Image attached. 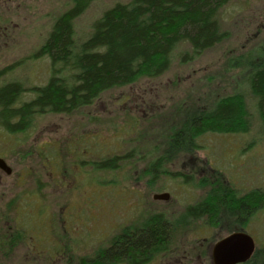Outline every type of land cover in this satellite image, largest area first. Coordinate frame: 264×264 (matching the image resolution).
I'll list each match as a JSON object with an SVG mask.
<instances>
[{
  "label": "rangeland",
  "instance_id": "374dc122",
  "mask_svg": "<svg viewBox=\"0 0 264 264\" xmlns=\"http://www.w3.org/2000/svg\"><path fill=\"white\" fill-rule=\"evenodd\" d=\"M128 1L89 0L74 21L77 37L88 36L105 10ZM71 6L72 0H14L3 6L0 85L19 81L31 89L48 81L50 60L35 54L55 19ZM219 18L227 38L192 61L180 60L179 53L185 50L182 48L166 73L158 77L143 75L131 85L104 93L92 106L74 114L44 115L22 134H10L0 127V156L14 171L7 198L24 195L23 247L10 249L9 254H29L30 231L36 228L34 233L39 235L48 229L46 216L31 212L40 203L30 197L35 191L50 210L57 212V245L86 242L81 253L90 259L125 228L137 226L153 215L173 222L188 205L213 199L215 190L225 188L239 194L264 190V130L251 103L248 133H208L198 140L200 148L166 153L164 134L168 126L162 121L178 119V123L182 110L207 108L216 99L233 93L235 87L247 91V86L241 85L247 71L240 72V65L233 62L264 45V0L231 1L220 10ZM30 89L23 95L24 101L33 99ZM85 133L92 141L88 135L82 137L80 143L85 145L81 148L76 140ZM71 142H76V149L72 148L70 156H63ZM51 149L60 151L59 162L64 169L56 172L50 167L53 162H48L46 155ZM113 156L124 159L115 170L96 167V162ZM160 158L161 164L157 165ZM151 167H157L156 175L151 173ZM51 171L57 186L50 179ZM20 172L24 181L18 187ZM163 192L170 193L169 200L153 198ZM13 209L16 213V207ZM235 220L223 213L216 219L207 216L172 230L170 243L158 250L148 264H213L209 246L238 231L235 229L252 235L256 248L264 250V209L249 218L244 229L237 228ZM76 247L78 253V244ZM185 251L192 252L188 259L184 258ZM13 264L34 263L24 260Z\"/></svg>",
  "mask_w": 264,
  "mask_h": 264
},
{
  "label": "trees",
  "instance_id": "16d2710c",
  "mask_svg": "<svg viewBox=\"0 0 264 264\" xmlns=\"http://www.w3.org/2000/svg\"><path fill=\"white\" fill-rule=\"evenodd\" d=\"M88 1L72 0L71 8L55 19L47 39L35 54L50 60L52 71L44 85L31 89L19 81L0 85V127L10 134L28 132L36 119L44 115H71L90 107L104 93L131 85L143 75L161 76L171 68L175 54L182 48L185 49L179 53L182 62L200 57L227 38L228 32L223 29L219 14L234 0L119 2L95 20L88 36L78 38L74 21L84 12ZM233 63L240 65V72L247 71L241 84L247 86V91L235 87L233 93L216 99L207 108L196 107L192 112L184 109L180 123H176L178 119L162 121L168 126L164 134L166 153L200 148L198 140L208 133H248L252 123L250 103L264 130V45L251 49ZM28 89L34 97L24 101L23 95ZM86 135L81 134L76 140L81 148L85 143L81 144L80 140ZM75 143H69L62 155L70 156ZM62 155L60 151L49 150L46 156L48 162H53L50 167L64 169L59 162ZM123 160L113 156L95 165L100 170H115ZM161 161L158 159L156 164L160 165ZM150 170L156 175L158 169L151 167ZM213 196L211 200L202 199L188 205L173 222L162 215H153L137 226L125 228L93 258H85L79 264L148 261L170 243L171 232L176 228L187 227L192 221L207 216L216 219L223 213L236 219L237 228H243L249 218L264 209V190L260 188L244 194L221 188ZM242 264H264V250L256 248L251 259Z\"/></svg>",
  "mask_w": 264,
  "mask_h": 264
},
{
  "label": "flooded vegetation",
  "instance_id": "af4514ba",
  "mask_svg": "<svg viewBox=\"0 0 264 264\" xmlns=\"http://www.w3.org/2000/svg\"><path fill=\"white\" fill-rule=\"evenodd\" d=\"M14 0H0V15H2V8L6 4L13 3ZM0 158L4 159L6 164L11 168V172L8 173L7 170H5L0 165V264H13V262H21L23 261H29L31 263H38V264H54L56 262L59 263H66V264H76L81 263L86 257H84L85 254H82L81 252L86 248L87 243L83 241L79 242H72V241H65L60 242L58 245L55 240V223L58 220L56 217L57 212L54 210H50L49 206L45 205L43 201L45 200L38 192H34L30 197H35L39 200V204L37 205V209L34 207L31 212L35 210V213H39L41 215H45L48 221V229L47 231H44L43 233L37 235L34 233L35 229L31 230L29 234L30 242L28 244V248L30 250L29 254H23V252H20V254L17 252V255L12 253L9 254L8 251L10 249L18 250L23 247V241H24V232L23 228V218L25 214V210L23 209L24 204V195H16L11 198H7L8 196V190L10 188L9 186V180L10 177L14 173L13 168L11 164L8 162V160L5 157ZM54 169V167H51ZM21 173V172H20ZM18 174V178L16 179V185L18 187L21 186L22 181V173ZM54 172H50V179L54 183L57 180H55V177H53ZM15 183H12L11 187H14ZM61 188V186H59ZM64 191V190H63ZM27 201H30L29 199H26ZM28 204H30L28 202ZM16 207V213L13 208ZM43 207H46L45 209H41ZM14 210V212H13ZM65 211V210H64ZM34 213V212H33ZM64 214V212H63ZM60 217V215H59ZM67 215H65L66 219ZM64 219V217H63ZM61 219V220H63ZM65 223L68 222L67 219L64 220ZM45 227V225L43 224ZM45 244L47 245L45 247ZM78 244V253L75 251L77 249ZM211 246H209L210 248ZM195 249V248H194ZM211 249V248H210ZM210 249H209V255H210ZM34 250L36 252H34ZM191 251H185L184 258L188 259L189 256H191ZM79 255V256H77ZM167 255V253H166ZM199 257V256H198ZM211 258V255H210ZM175 259V258H174ZM151 261V258L148 261L141 260L137 264H148ZM212 262V259H211ZM121 264V263H117ZM128 264V263H123Z\"/></svg>",
  "mask_w": 264,
  "mask_h": 264
},
{
  "label": "water",
  "instance_id": "95a60500",
  "mask_svg": "<svg viewBox=\"0 0 264 264\" xmlns=\"http://www.w3.org/2000/svg\"><path fill=\"white\" fill-rule=\"evenodd\" d=\"M0 165L11 172V168L4 159L0 158ZM170 193L155 194V200L167 201ZM256 250V242L252 235L245 231H234L211 246V259L213 264H242L251 259Z\"/></svg>",
  "mask_w": 264,
  "mask_h": 264
}]
</instances>
